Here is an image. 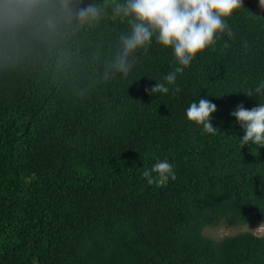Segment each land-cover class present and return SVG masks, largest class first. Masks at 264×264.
<instances>
[{
    "label": "trees",
    "instance_id": "obj_1",
    "mask_svg": "<svg viewBox=\"0 0 264 264\" xmlns=\"http://www.w3.org/2000/svg\"><path fill=\"white\" fill-rule=\"evenodd\" d=\"M119 2L0 0V264H264V235H204L264 223V148H242L231 115L264 104V9L243 0L231 35L156 96L175 65L155 42L105 77L128 30ZM200 98L214 134L186 120ZM158 159L176 178L149 185Z\"/></svg>",
    "mask_w": 264,
    "mask_h": 264
},
{
    "label": "clouds",
    "instance_id": "obj_2",
    "mask_svg": "<svg viewBox=\"0 0 264 264\" xmlns=\"http://www.w3.org/2000/svg\"><path fill=\"white\" fill-rule=\"evenodd\" d=\"M242 3L243 0H122L116 4L114 16L126 19L128 30L119 37V46L106 67L105 77L127 78L138 57L147 54L155 42L172 50L175 67L164 77L165 82H157L149 94L163 96L170 90L179 92L178 75L214 45L219 36L225 32L231 35L227 21L242 8ZM259 4L264 9V0H259ZM99 16V9L90 7L80 13V20L91 23ZM216 111L214 103L200 98L190 104L185 116L190 126L200 128L202 133L214 134L218 130L212 123ZM231 115L243 132L239 137L242 148L249 144L264 148V104L252 109L239 105ZM142 175L149 185L176 178L173 164L167 159H158Z\"/></svg>",
    "mask_w": 264,
    "mask_h": 264
},
{
    "label": "rangeland",
    "instance_id": "obj_3",
    "mask_svg": "<svg viewBox=\"0 0 264 264\" xmlns=\"http://www.w3.org/2000/svg\"><path fill=\"white\" fill-rule=\"evenodd\" d=\"M241 233H253L261 237L264 235V223L254 221L248 225H239L236 227H228L224 224L218 228H206L204 230V235L206 237L218 242L229 237H235Z\"/></svg>",
    "mask_w": 264,
    "mask_h": 264
}]
</instances>
